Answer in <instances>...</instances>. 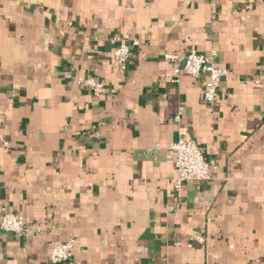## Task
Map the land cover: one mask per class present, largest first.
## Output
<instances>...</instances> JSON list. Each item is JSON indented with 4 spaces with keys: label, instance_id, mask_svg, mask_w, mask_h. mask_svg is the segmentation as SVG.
I'll return each instance as SVG.
<instances>
[{
    "label": "crops",
    "instance_id": "1",
    "mask_svg": "<svg viewBox=\"0 0 264 264\" xmlns=\"http://www.w3.org/2000/svg\"><path fill=\"white\" fill-rule=\"evenodd\" d=\"M192 50L228 70L212 105L164 57ZM178 125L209 164L179 191ZM0 203L39 228L0 264H264V0H0Z\"/></svg>",
    "mask_w": 264,
    "mask_h": 264
},
{
    "label": "built area",
    "instance_id": "2",
    "mask_svg": "<svg viewBox=\"0 0 264 264\" xmlns=\"http://www.w3.org/2000/svg\"><path fill=\"white\" fill-rule=\"evenodd\" d=\"M113 43L112 56L115 62L124 69L131 55V47L138 45L139 41L133 39L131 42L122 36L111 37ZM166 59L171 62L173 79L178 80L184 73L192 77L201 72L207 74V79L202 87V100L212 105L215 102L219 87L227 77L228 70L217 64L216 52H198L195 50L187 54L166 53ZM76 83L90 89L94 93L103 90V82L93 76H78ZM183 107L180 106L174 116L175 122L180 123ZM171 149L174 153L175 176L173 178L174 188L179 191L184 182H199L209 177V164L205 158L202 147L188 135L185 127L178 125L177 139L172 143ZM0 229L12 233L22 234L28 231H37L39 228L34 224L26 222L19 213L9 211L5 205L0 203ZM202 242V236L194 237ZM74 255V244L72 240L55 243L49 253L52 263H63L70 260Z\"/></svg>",
    "mask_w": 264,
    "mask_h": 264
}]
</instances>
